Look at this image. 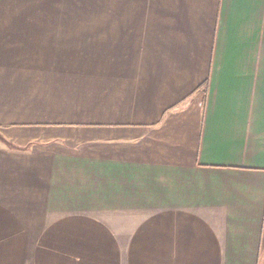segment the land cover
I'll use <instances>...</instances> for the list:
<instances>
[{"label": "crops", "instance_id": "obj_1", "mask_svg": "<svg viewBox=\"0 0 264 264\" xmlns=\"http://www.w3.org/2000/svg\"><path fill=\"white\" fill-rule=\"evenodd\" d=\"M0 264H264V0H0Z\"/></svg>", "mask_w": 264, "mask_h": 264}, {"label": "trees", "instance_id": "obj_2", "mask_svg": "<svg viewBox=\"0 0 264 264\" xmlns=\"http://www.w3.org/2000/svg\"><path fill=\"white\" fill-rule=\"evenodd\" d=\"M0 141H2L3 143L7 144L8 142L6 140H4L1 136H0Z\"/></svg>", "mask_w": 264, "mask_h": 264}]
</instances>
